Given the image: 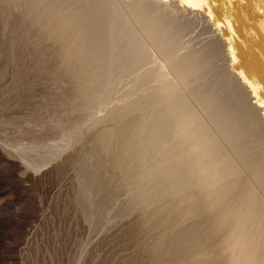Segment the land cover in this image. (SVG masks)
Returning a JSON list of instances; mask_svg holds the SVG:
<instances>
[{
    "label": "bare ground",
    "instance_id": "6f19581e",
    "mask_svg": "<svg viewBox=\"0 0 264 264\" xmlns=\"http://www.w3.org/2000/svg\"><path fill=\"white\" fill-rule=\"evenodd\" d=\"M2 2L55 41L87 108L131 85L105 112L98 167L128 178L164 255L213 264L223 210L264 264V0Z\"/></svg>",
    "mask_w": 264,
    "mask_h": 264
},
{
    "label": "rangeland",
    "instance_id": "374dc122",
    "mask_svg": "<svg viewBox=\"0 0 264 264\" xmlns=\"http://www.w3.org/2000/svg\"><path fill=\"white\" fill-rule=\"evenodd\" d=\"M56 47L0 0V264H164L160 232L128 178L98 167L96 137L112 126L107 108L131 85L120 84L103 110L87 108Z\"/></svg>",
    "mask_w": 264,
    "mask_h": 264
},
{
    "label": "clouds",
    "instance_id": "9594fccd",
    "mask_svg": "<svg viewBox=\"0 0 264 264\" xmlns=\"http://www.w3.org/2000/svg\"><path fill=\"white\" fill-rule=\"evenodd\" d=\"M177 118H182L179 113ZM232 216L223 210L218 212V231L223 236L212 254L213 264H257V249L247 233L240 226L229 227Z\"/></svg>",
    "mask_w": 264,
    "mask_h": 264
}]
</instances>
